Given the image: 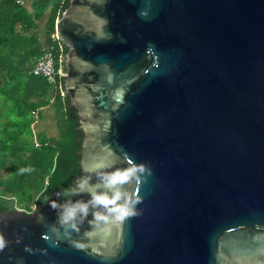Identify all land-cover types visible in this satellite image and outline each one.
Here are the masks:
<instances>
[{
	"label": "water",
	"instance_id": "obj_1",
	"mask_svg": "<svg viewBox=\"0 0 264 264\" xmlns=\"http://www.w3.org/2000/svg\"><path fill=\"white\" fill-rule=\"evenodd\" d=\"M56 36L84 134L75 185L130 161L151 174L129 188L139 215L90 209L70 235L59 193L0 210V264H264V0H71Z\"/></svg>",
	"mask_w": 264,
	"mask_h": 264
},
{
	"label": "trees",
	"instance_id": "obj_2",
	"mask_svg": "<svg viewBox=\"0 0 264 264\" xmlns=\"http://www.w3.org/2000/svg\"><path fill=\"white\" fill-rule=\"evenodd\" d=\"M21 2L0 0V210L32 213L57 193L72 197L84 134L61 74L54 83L33 74L46 51L65 69L68 48L57 39L56 22L70 0ZM49 109L57 136L35 129Z\"/></svg>",
	"mask_w": 264,
	"mask_h": 264
},
{
	"label": "clouds",
	"instance_id": "obj_3",
	"mask_svg": "<svg viewBox=\"0 0 264 264\" xmlns=\"http://www.w3.org/2000/svg\"><path fill=\"white\" fill-rule=\"evenodd\" d=\"M150 167L146 164H136L130 161L128 167L117 168L114 171L97 174V183L92 184L90 176H83L76 181L74 188L68 191L69 196L88 194L91 199L88 201L71 199L63 203L51 202L50 208L57 213V221L63 226L68 234L79 232V224L93 210V222H122L127 218L139 215L137 205L142 198L137 191H130L132 185H140L146 175H150ZM79 218V220H78ZM6 241L0 235V251L6 246ZM78 248H85V245L76 244ZM30 250V249H29Z\"/></svg>",
	"mask_w": 264,
	"mask_h": 264
},
{
	"label": "built area",
	"instance_id": "obj_4",
	"mask_svg": "<svg viewBox=\"0 0 264 264\" xmlns=\"http://www.w3.org/2000/svg\"><path fill=\"white\" fill-rule=\"evenodd\" d=\"M24 3V2H21ZM33 74L46 78L50 83H54L60 74V70L57 69L54 57L50 51L44 52L41 58L38 60Z\"/></svg>",
	"mask_w": 264,
	"mask_h": 264
},
{
	"label": "rangeland",
	"instance_id": "obj_5",
	"mask_svg": "<svg viewBox=\"0 0 264 264\" xmlns=\"http://www.w3.org/2000/svg\"><path fill=\"white\" fill-rule=\"evenodd\" d=\"M25 4H30V0H24ZM44 25V23H43ZM50 110V109H49ZM47 122L46 123H39L35 129L37 131H44L45 133H47L49 136H57L58 135V130L56 127V123L54 121V112L52 110L47 112ZM7 204L9 206H13L14 202L12 201H8Z\"/></svg>",
	"mask_w": 264,
	"mask_h": 264
},
{
	"label": "crops",
	"instance_id": "obj_6",
	"mask_svg": "<svg viewBox=\"0 0 264 264\" xmlns=\"http://www.w3.org/2000/svg\"><path fill=\"white\" fill-rule=\"evenodd\" d=\"M48 111H50V110H46V112H45V118H44V120L41 122L42 124L43 123H46L47 122V120H48V118H47V112ZM54 121H55V118H54ZM56 123V122H55ZM44 132V131H43Z\"/></svg>",
	"mask_w": 264,
	"mask_h": 264
},
{
	"label": "flooded vegetation",
	"instance_id": "obj_7",
	"mask_svg": "<svg viewBox=\"0 0 264 264\" xmlns=\"http://www.w3.org/2000/svg\"><path fill=\"white\" fill-rule=\"evenodd\" d=\"M71 1V0H70Z\"/></svg>",
	"mask_w": 264,
	"mask_h": 264
}]
</instances>
